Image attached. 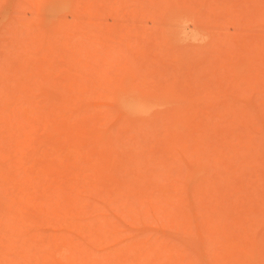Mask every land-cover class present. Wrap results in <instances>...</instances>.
I'll list each match as a JSON object with an SVG mask.
<instances>
[{"label":"rangeland","instance_id":"1","mask_svg":"<svg viewBox=\"0 0 264 264\" xmlns=\"http://www.w3.org/2000/svg\"><path fill=\"white\" fill-rule=\"evenodd\" d=\"M0 264H264V0H0Z\"/></svg>","mask_w":264,"mask_h":264}]
</instances>
